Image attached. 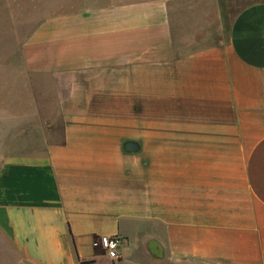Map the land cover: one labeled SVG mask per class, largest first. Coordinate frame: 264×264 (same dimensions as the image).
Masks as SVG:
<instances>
[{
  "label": "crops",
  "instance_id": "obj_1",
  "mask_svg": "<svg viewBox=\"0 0 264 264\" xmlns=\"http://www.w3.org/2000/svg\"><path fill=\"white\" fill-rule=\"evenodd\" d=\"M21 51L59 119L0 165L26 259L264 264V0H67Z\"/></svg>",
  "mask_w": 264,
  "mask_h": 264
},
{
  "label": "rangeland",
  "instance_id": "obj_2",
  "mask_svg": "<svg viewBox=\"0 0 264 264\" xmlns=\"http://www.w3.org/2000/svg\"><path fill=\"white\" fill-rule=\"evenodd\" d=\"M56 5L64 10L67 0H0V165L10 156L45 154L47 141L59 135L51 127L52 121L57 125L59 120L49 113L52 99L42 96L21 51L41 15ZM0 264H33L1 222Z\"/></svg>",
  "mask_w": 264,
  "mask_h": 264
},
{
  "label": "built area",
  "instance_id": "obj_3",
  "mask_svg": "<svg viewBox=\"0 0 264 264\" xmlns=\"http://www.w3.org/2000/svg\"><path fill=\"white\" fill-rule=\"evenodd\" d=\"M125 242V237L121 235H100L94 239L93 245L103 249L113 260H118Z\"/></svg>",
  "mask_w": 264,
  "mask_h": 264
}]
</instances>
